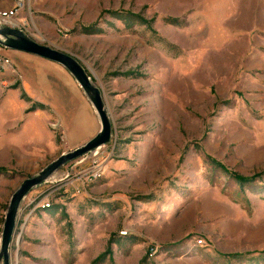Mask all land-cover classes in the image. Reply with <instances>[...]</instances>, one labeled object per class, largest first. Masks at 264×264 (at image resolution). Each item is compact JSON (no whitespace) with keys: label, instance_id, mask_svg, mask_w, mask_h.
<instances>
[{"label":"rangeland","instance_id":"1","mask_svg":"<svg viewBox=\"0 0 264 264\" xmlns=\"http://www.w3.org/2000/svg\"><path fill=\"white\" fill-rule=\"evenodd\" d=\"M15 21L85 67L113 135L23 199L10 264H264V0H25ZM3 51L0 240L23 180L97 133L63 92L99 121L65 67Z\"/></svg>","mask_w":264,"mask_h":264},{"label":"water","instance_id":"2","mask_svg":"<svg viewBox=\"0 0 264 264\" xmlns=\"http://www.w3.org/2000/svg\"><path fill=\"white\" fill-rule=\"evenodd\" d=\"M0 45L8 49L42 57L65 67L88 96L100 122V128L96 135L79 147L63 152L58 158L42 168L37 175L25 178L12 194L0 240V264H10V249L14 240L19 209L23 199L32 189L47 181L66 163L108 144L112 139L113 124L100 88L93 83L85 67L74 56L43 44L32 38L22 28L10 25L0 24Z\"/></svg>","mask_w":264,"mask_h":264},{"label":"crops","instance_id":"3","mask_svg":"<svg viewBox=\"0 0 264 264\" xmlns=\"http://www.w3.org/2000/svg\"><path fill=\"white\" fill-rule=\"evenodd\" d=\"M14 5V4H13ZM12 5V6H13ZM11 6V4H9V5H7V6H5V7H3V8H5L4 10H6V9H9V8H11L12 7ZM8 51H10V53H12V55H14V56H17V57H19V58H21V57H25V56H22V55H24V54H22V53H25V55H26V52H23V51H19V50H13V49H8ZM20 53V55L21 56H18V55H15V54H13V53ZM7 55V54H6ZM8 55H10L9 53H8ZM7 55V56H8ZM28 55H30V54H28ZM34 56V55H33ZM10 57V56H9ZM35 57H39V56H35ZM12 60V59H11ZM12 65H13V61H12ZM12 65H11V67L10 68H12ZM23 68H25L26 69V67H20V70L22 69V70H24ZM7 70H9V68L7 69ZM7 70H5V71H7ZM2 72H4V71H2ZM27 80L29 81V79H25L24 80V82H23V86H24V88H25V90H27L26 89V86H27V84H28V82H27ZM30 82V81H29ZM60 93V92H59ZM60 96V95H59ZM79 92L77 91L76 92V98L74 99V101L77 99V98H79ZM43 97V96H42ZM60 99H61V101H60V103H61V106H63L64 108H67L68 107V111L67 112H63L62 110H61V113L59 112V114H60V116H63V114H64V117L62 118V120H63V122H64V120H66L67 122H69V123H72V125H73V127H75V129H80V128H83V127H85V128H89L90 130H96L97 129V126H98V123H99V121L97 122L96 121V118H94L93 116H92V112H91V110H89V108H88V106H86L87 104H83V106H84V112L83 113H80V114H83L84 116H87L88 118H86L87 120H82V117L81 116H79V109H78V105H76L75 104V102L73 101V99L71 98V101L70 100H68V99H70L69 97H68V95L66 94V93H64L63 92V95H61V97H60ZM84 103H87V100H84L83 101ZM54 104L57 106V107H59V105H58V103H57V101L54 99ZM27 108V107H26ZM70 116V117H69ZM31 117V115L29 114L28 116H27V119L28 118H30ZM65 117H68V118H65ZM100 128V127H99ZM99 128H98V130H99ZM90 131V132H88V134H91V133H95V132H98V130H96V131Z\"/></svg>","mask_w":264,"mask_h":264},{"label":"built area","instance_id":"4","mask_svg":"<svg viewBox=\"0 0 264 264\" xmlns=\"http://www.w3.org/2000/svg\"><path fill=\"white\" fill-rule=\"evenodd\" d=\"M24 7H25V0H15L14 5L11 8L0 12V24L18 27V23L14 24L12 22H16L15 18L19 15L20 11L24 9ZM4 49L5 47L0 45V72L7 70L12 65V60L9 56H7L4 53L3 51ZM101 147L94 149L93 151L89 152V154H85L83 157H89L91 154L96 155L97 153H99L98 150ZM101 168L99 164L96 165L93 164V167L89 168L90 174L88 175V180H86L85 183H90V181L97 178L100 175Z\"/></svg>","mask_w":264,"mask_h":264},{"label":"bare ground","instance_id":"5","mask_svg":"<svg viewBox=\"0 0 264 264\" xmlns=\"http://www.w3.org/2000/svg\"><path fill=\"white\" fill-rule=\"evenodd\" d=\"M12 23L16 24L15 22H12ZM16 27H17V26H16Z\"/></svg>","mask_w":264,"mask_h":264}]
</instances>
